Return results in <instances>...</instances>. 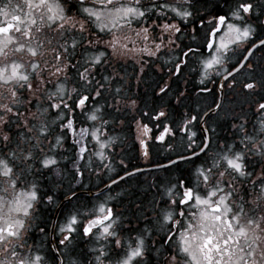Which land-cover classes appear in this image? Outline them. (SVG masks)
I'll use <instances>...</instances> for the list:
<instances>
[{
	"label": "snow or ice",
	"instance_id": "snow-or-ice-1",
	"mask_svg": "<svg viewBox=\"0 0 264 264\" xmlns=\"http://www.w3.org/2000/svg\"><path fill=\"white\" fill-rule=\"evenodd\" d=\"M197 2L23 0L22 4H14L13 0H0V89L8 94V102L0 103V264H46L47 257L41 254V248L29 246L26 236L22 235L33 230L36 204L46 199L51 205L55 199L53 194L40 196L36 177L53 171L57 176L61 175L60 160H69L66 155L69 152H74L70 162L74 169L72 178L78 185L85 178L86 171H95L98 178L104 170L114 172L111 165H103V168L98 165L93 169L91 165L81 164L86 155L89 158L94 155L103 163L105 149L115 147L112 137L101 140L104 133L100 131L108 124L102 112L107 103L100 105L98 102L104 97L110 81L109 76L104 74L105 51L96 50L94 54H89V47L94 44L89 39V47L83 49L80 60L75 64L56 66L54 73L59 75L69 67L75 69L80 88L74 87L69 91L63 83H57L54 91L41 96L40 88L33 83V78L40 79L46 70L41 69L37 59L42 55L39 50L43 46L39 34L45 27L56 30L61 36L69 31L74 37L78 33L81 39L73 38L70 45L65 41L61 45L63 54H56L58 61H70L83 44V33L89 28L95 29L98 35L111 31L121 21L129 27L135 22L139 25L137 35H142L145 41L151 40L156 52H159L166 38L170 45H175L176 39L184 35L182 27L191 22ZM25 7L27 11H24ZM77 16L81 18L78 29ZM200 19L203 24V18ZM209 23H215V27L202 45L207 49V56L200 48L186 46L187 51H183L185 59L176 63V71H181L190 53H199L205 76L214 68L226 73L221 75L219 70L216 72L223 81L221 91L229 79L234 84V74L245 67L253 73L249 77L253 82L245 83L244 89L254 93L258 86L264 88V66L249 63L255 51H264V2H242L230 9V14L213 15ZM157 30L160 32L159 42L154 35ZM241 45L245 46L239 54L242 59L237 57L236 63L231 64ZM156 52L150 54L156 55ZM25 57H28L27 61ZM257 69L261 73L259 80L255 79ZM40 83L47 82L40 79ZM200 83L204 84V79ZM165 91L166 87L160 88V93ZM201 91L209 89L205 85ZM90 100L93 107L86 112ZM34 103L36 112L31 111ZM221 106L217 103L203 115L185 116L178 129L164 122L168 113L163 110L150 117L157 121V142L167 144L166 137H175L177 130L182 134L183 150L177 151L168 144L167 150L175 158L170 155L166 163H157L155 168L166 170L188 165L184 170L188 174L186 177L178 179L175 184L163 186L162 199L163 196L168 199L164 201V207L154 209L157 223L167 229L164 243L172 248L168 264H264V167L258 174L254 169L250 170L253 157L257 158V162L259 158H264V102L257 104L260 119L253 124L251 132L247 131L246 122L233 124L232 134L237 139L231 143L224 139L218 144L221 137L215 127L209 126V119L213 112L218 113ZM77 109L89 122H80L79 128ZM52 114L54 118L49 120ZM143 127L145 134L151 131L148 124ZM193 127L197 130H192ZM90 144L98 146L95 152H90ZM140 144L146 148L143 139ZM143 155L147 157L148 152L145 150ZM122 171L123 175L119 172L114 177L109 175L106 190L110 191L112 186L123 183L142 170L129 172L125 166ZM28 177H33L31 182H28ZM250 195L253 196L251 200L247 199ZM64 199L71 203L79 199V193L70 186ZM110 199L112 197L85 211L77 207L68 211L62 221L56 222L58 231L54 226L52 232L62 238L58 244L52 241V252L55 254L51 264H64L61 259L63 250L69 249L81 233L82 239H94V246L84 253L88 264H149L147 255L150 249L146 243V239L150 238L149 230L138 234L134 244L131 240L126 241L121 236V217L107 205ZM85 217L86 223L83 222ZM40 232L44 234L45 229L40 228ZM71 264H84V261L73 260Z\"/></svg>",
	"mask_w": 264,
	"mask_h": 264
},
{
	"label": "flooded vegetation",
	"instance_id": "flooded-vegetation-1",
	"mask_svg": "<svg viewBox=\"0 0 264 264\" xmlns=\"http://www.w3.org/2000/svg\"><path fill=\"white\" fill-rule=\"evenodd\" d=\"M13 3L22 4L23 0H13ZM237 3L238 1L236 0H227V2H225V0H198L193 9L191 22L187 23L185 27H182V32H193V43L202 44L204 42L205 36L202 31L207 28V25L209 21L212 20L213 15L222 13L224 10L229 11L230 9H233L237 6ZM207 6L209 7L212 14L210 18L206 17ZM24 11H27L26 7L24 8ZM201 17L203 18V24H201ZM80 21L81 18L77 16V29L79 28ZM68 23L70 24L71 22ZM37 24H39V17H37ZM126 30L130 31L116 33L113 36H106L104 35V32H101L97 35L95 34V30L93 28H89L83 33V44L77 49V54H82L83 49L85 47H89V39H91L94 44L89 47V54H94L95 50H102L108 53H106L108 64L104 65V68L106 69L104 74L110 78L108 85H106V91L110 95L103 100H99L98 102L102 105H105V102L107 103V107H104L103 110L105 111L104 115H106L104 120H107L108 124L105 125L102 130L106 139L108 137H113L115 141V147L109 146L107 149H105L106 158L103 160V163H93L91 167L96 169L98 165L100 168H103V165H111L112 169H114V172L104 170L101 172L100 177L98 178L95 171L91 173L86 171L85 178L78 185L76 180H73L72 178L73 170L71 168H73V165L70 162L71 158L74 156V152H69L66 154L69 156V160H60L59 171L61 175L57 176L55 171L48 172L49 175L55 178L56 185L59 188L64 187L68 189L71 186L75 189H87L89 187H97V189H99L109 183V175L114 177L116 172H119L120 175H123L124 173L122 169L125 168V166L127 170L131 172L140 166L155 165L166 160L167 157H165L163 153L168 149V144H171L175 147V139L179 131H176L175 137H166L167 144L157 142L155 140V136L159 134V130L157 129V121L150 119V117L155 114L149 116L150 112H148V109L142 110L143 100L147 105H150V107L153 108L157 107L158 95L167 94L168 98L170 95V99L164 103L166 108L163 107L161 110L168 113V119L164 122L170 123V126L173 129H178L185 116L190 114L189 111L182 110L179 113L184 116L180 118L175 117L173 91L174 78L176 74L175 61L177 55L174 53V45H170L168 43V39L166 38L164 40V46L159 50V52H156L155 44L151 40L145 41L142 35H137V32L139 31L138 24L127 28ZM41 34L42 33H40L39 36ZM119 34L121 35L118 37ZM154 35L156 42H159V30H157ZM73 38L79 40L81 39V36L65 37L60 39L54 38V41L50 40L51 43H47L48 46L46 47V50L54 51L55 55L57 52L63 54V48L61 45H63L65 41H67L70 45ZM180 40L184 39L181 38ZM185 40L188 41L189 39L185 38ZM43 44H46V42H43ZM108 46H110L109 51L106 49ZM145 49H148V51H145ZM152 52H156V55H151L150 53ZM110 53H112L114 56L126 59L114 60ZM55 60L57 62V66L63 62V60L58 61L56 57ZM253 60L254 59L251 58L249 63L254 64ZM71 64H73L72 61ZM59 66H63V64ZM72 70L73 69L68 68L59 75L54 76L56 82L63 83L66 89L69 91H71V89L74 87L80 88L79 78L75 73L74 75H76L77 79L74 81ZM99 78L100 77L98 75L97 79ZM230 84H233L232 79H229V81L226 83V87L233 88L235 86V81L232 87H229ZM45 85L46 83L42 84L43 87H45ZM162 87H166L165 93H160V88ZM122 90L131 92L130 100H123V96L121 95L123 93ZM90 104L91 100L88 102V106ZM79 112L80 110L77 109V119ZM223 114L229 116L228 112ZM192 115L194 114H190L189 117ZM144 124H148L149 128L151 129L148 134H145L143 127ZM80 126L81 123L78 119L77 128ZM57 130L59 131L58 127ZM141 139L145 141L146 148L141 147ZM145 150L148 152L147 157L143 155ZM86 156L85 159L81 161V164L86 160ZM170 168L171 167L166 170L156 168L142 170L131 178H126L123 183L112 186V189L121 188V186H124L125 188H130L133 186L135 187L141 185L144 179L151 182V185L154 184L151 186V189H153L154 186L156 188V185H167L174 178V174L170 171ZM65 171H68L70 175L64 176ZM41 180V178L37 180V183H41ZM28 181H30V177H28ZM45 182L46 181H44L42 185H44ZM38 187L40 190L43 188L41 185ZM125 211L126 210H124V212L119 216L123 221V231L121 236L123 237L125 235L124 239L127 241L128 232L130 237H134L135 234L132 235L131 233L132 224L126 222H132L133 220L138 219L135 217L132 218L129 210H127L126 213ZM35 217L36 220L34 222L33 230L28 233H22V235L26 236L27 244L29 246H39L41 243V254L47 257L48 242L46 237L44 238V234L47 232L48 216L45 199H42L36 204ZM141 221H138V223ZM35 225H38V227ZM40 228L45 229L44 234H41ZM39 237H42V242H40L41 239H38ZM57 240L58 239L56 238L55 241ZM0 255H2V253H0Z\"/></svg>",
	"mask_w": 264,
	"mask_h": 264
},
{
	"label": "rangeland",
	"instance_id": "rangeland-1",
	"mask_svg": "<svg viewBox=\"0 0 264 264\" xmlns=\"http://www.w3.org/2000/svg\"><path fill=\"white\" fill-rule=\"evenodd\" d=\"M237 1L239 2V4H240V2H248V0H237ZM252 1H254V3L257 2V0H252ZM262 2H264V0H262ZM236 7H238V3H237ZM229 14H230V12H229ZM210 15H211L210 9L207 6V8H206V16L209 17ZM126 27H127V25L124 24L121 21L118 26L111 28V31H113L114 29L119 31V33L120 32L124 33L125 31H130V30H126L125 29ZM49 35H50V38L47 37ZM49 35L46 36V33H45L44 36H43V40L42 41L46 42V46H48L47 43L50 40L52 41V39H53L52 35H55V37H57L58 39H60L62 37H64V38L65 37H74L72 31H69L66 35H63V36H61V34L59 32H57V31L56 32L55 31L51 32ZM120 35L121 34H119L118 37ZM77 36H80V35L77 33L75 35V37H77ZM181 38L185 40V37L183 35H181L179 39H176V43H179V41H184V40H180ZM217 39H218V37H217ZM184 44L187 47H193V48H194V45L196 47L199 46V43H194V45H193L192 42L190 43L188 41L184 42ZM109 48H110V46L106 47V49L108 51H109ZM178 48L179 47L174 46V49H175L174 53H176L178 51ZM239 50L240 49L238 47L237 48V53L239 52ZM105 53H107V52H105ZM110 55L112 56V58L114 60H125L126 59V58H120L118 56H114V55H112V53H110ZM199 56H200L199 53H197L195 55L190 53V55L188 57V65L184 68V74L187 77H189V73H191L193 71V68L195 67V65L197 63H200L201 59H199V58L201 56L200 57ZM204 56H207V55H204ZM55 57H56L55 52L51 51V50L44 51L43 56L41 57L42 59L44 58V60L47 62V64H45V61L41 63L40 62V59H41L40 56L37 57V59L40 62L41 68L42 69H46V70H44V71H46V73H42V75L44 77L42 76L43 78L42 77L40 78L43 81L47 82L46 83V88L45 87L43 88V86L40 88V85H41V83H39L40 79H36L35 81H33L34 85L36 87L40 88V95L41 96H46L48 91H54L55 88H56V85H57L56 79L55 78H52V79L48 78L49 75H53L55 73L54 70H55V68L57 66V62L55 60ZM234 57L235 56H233L232 59H234ZM81 58H82V54H77L76 57L72 58L70 61L67 60V59H64L62 63L58 64V66L62 65V64L63 65L64 64H69V63L71 64V61L73 62V64H75L77 62V60H80ZM27 59H28V57H25V61H27ZM198 59H199V61H197ZM107 61H108V59L106 58L105 65L108 64ZM118 63H119V61H118ZM69 68H71V67H69ZM71 69H73V68H71ZM215 70L216 71H213V69L209 70V72L207 74V77L211 76V75H215L218 70L222 71V69H215ZM75 73H76V70L73 69L72 70V75H73L74 81H76V79H77L76 78L77 73H76V75H74ZM53 76H55V75H53ZM200 77H201V79L206 77L204 75L201 63H200ZM238 78L239 79L241 78L245 82L248 79V76L245 77V76L239 75ZM50 83H51V85H50ZM80 91L82 93L83 89L81 88ZM122 92L123 93L121 95L123 96V100L124 101L130 100L131 92L127 91V90H122ZM7 95L8 94H7V92L4 89H0V103L8 102L7 101ZM109 95L110 94L107 91H105L104 97L102 99H100V100L105 99ZM201 97H204V96H201ZM198 100H199L201 106H203L205 104L206 100H203V99H198ZM100 105H102V104H100ZM92 107H93V102L91 101V104L85 109V111L86 112L91 111ZM21 111H23V108H21ZM31 111L32 112H36L35 103L33 104L32 108H31ZM102 112H103V119H104L106 117V115H104L105 111L102 109ZM48 118H49V120H51L52 118H54V114L49 115ZM78 119H79V122H82L83 124L89 123L88 121L85 120V118L82 115H80V112H79V115H78ZM259 119H260V115L257 116L255 122L257 120H259ZM97 124H99V121L97 122ZM13 127H15V126H13ZM193 129H194V127L192 128V130ZM252 129H253V125L247 127V131H249V132H251ZM100 131L103 132L102 128L100 129ZM216 133H217V135L219 137H221V140L217 142L218 144L222 143L224 139H227L228 142L231 143V141H233V139H231V138H235L233 136V134L230 133L224 127H220L218 129H216ZM181 136L182 135H180L178 138L175 139V147L174 148L177 151H182L183 150V148L181 146L182 145ZM87 139H90V137H88ZM101 140H106V139L104 138V136H101ZM185 140H186V137H185ZM46 143H47V141H46ZM69 147H70V143H69ZM97 147L98 146H94V145L90 144V149H91L90 152H95L97 150ZM163 155L165 157H168L170 155L172 156L173 154L171 152H169L168 150H166V151H164ZM256 162H257V158H256ZM93 163L100 164L101 162L94 155L91 156L90 158H89V155H87L86 156V160L82 164L83 165H91L92 166ZM150 166H152V165H150ZM250 166H251V164H250ZM187 167H188V165H186V164L185 165H180L178 168L177 167H171L170 171L173 174H175V177L177 179H180V178H184V177H186L188 175L184 171ZM256 167L258 168V170H254V171H257L256 173L258 174L260 169H261V167H264V158H259V162H257ZM71 169L74 170L73 168H71ZM250 170H252L251 167H250ZM177 172H178V174H176ZM69 175H70V173L68 171H65L64 176H69ZM40 178L42 180H41V183H38V186H40V185L42 186V183L44 181H46V182L48 181V183L50 182V184H51V186H46V190H45V188H43L44 191H45L44 197H46L47 194H53L54 197H55L54 203L51 204V205H49L47 203L46 199H45V203H46V207H47V216H48L49 213L53 212L57 202L59 201V198H61L63 195H65L67 193L68 189H66L64 187L55 188L54 179H52L49 174H45L44 177H40ZM40 178L36 177V180H39ZM32 179L33 178L30 177V181H28V182H31ZM48 183H46V184H48ZM170 184H167V185H170ZM153 185H151V182H149L148 180L144 179L143 183H141V185H138V186H135V187L133 186V187H130V188H128V187L125 188L124 186H121V188L111 189L110 191L106 190V191L101 192L100 194L94 195V196L81 195V196H79L78 200H73L71 203H68L63 209H61L60 214H59V220L61 219V221H62L63 216L68 211H71V210H73V209H75L77 207L81 211L89 210V209H92L94 207V205L105 201L108 197H112V199L107 200V205L109 207H112L114 209V212L118 216L121 213H123L124 210H126L125 213L127 212V210H129V213H130L131 217L132 218L135 217V218L138 219V220H133L134 222L133 221L131 222V224H132L131 233H132V235L135 234V236L134 237H132V236L130 237L129 232H128L127 239L131 240V242H133V244H134L135 238L137 237L138 234L144 232L145 229L149 230L148 235H149L150 238L146 239V243H147V245H148V247L150 249V251L148 252V255H147V260H148L149 264H168V261L171 258L172 248H171L170 245H166L164 243V240L166 239V237L164 236V232H166L167 229L161 227V225L159 223H157V221H156L157 212L154 210V209L161 208V207L165 206L164 201H166L168 199V197L167 196H163V199H162V189H163V186L166 185V184H164L162 187H159V188L158 187L155 188V186H154L153 189H151V186H153ZM87 189L96 190L97 187H95V188L89 187ZM249 191H250V189H249ZM9 193H11V189L9 190ZM42 194H43V192H42ZM247 199L251 200V199H253V196L250 195V196L247 197ZM249 206H251V205H249ZM86 219H87V217L84 218V220H86ZM47 220H49L48 217H47ZM138 221H141V222L138 223ZM48 222L49 221H47V224H48ZM126 223H129V221L126 222ZM136 231H138V232H136ZM121 235H122V232H121ZM77 236H78V238H80L81 234L77 235ZM45 237H46V239H49L48 227H47L46 234H44V238ZM124 237H125V235L123 236V238ZM60 238H62V237H60ZM38 239H41L40 242H42V237L41 238L39 237ZM83 241L85 242V246L82 247L83 251L79 252L78 254H82L84 259L82 257H80V258L74 257L73 253L75 252V250H73V249L76 248L77 246L75 245V243H73L72 246L69 249L63 250L64 251V254H63L64 264H71V262L73 260H79V259H83V261H85V259H86V261L88 263V257L84 256V253H86L89 248L94 246V239L93 240H89V239L86 238V239H83ZM153 242H155V243L153 244ZM96 246H98V245H96ZM39 247L41 248V243H40ZM52 256L53 255L50 253V256H48L47 258L51 259ZM47 263L50 264L49 261H47Z\"/></svg>",
	"mask_w": 264,
	"mask_h": 264
},
{
	"label": "water",
	"instance_id": "water-1",
	"mask_svg": "<svg viewBox=\"0 0 264 264\" xmlns=\"http://www.w3.org/2000/svg\"><path fill=\"white\" fill-rule=\"evenodd\" d=\"M66 200L64 199L61 203H60V205L58 206V208L56 209V211H55V214L58 212V209L60 208V206L65 202Z\"/></svg>",
	"mask_w": 264,
	"mask_h": 264
},
{
	"label": "trees",
	"instance_id": "trees-1",
	"mask_svg": "<svg viewBox=\"0 0 264 264\" xmlns=\"http://www.w3.org/2000/svg\"><path fill=\"white\" fill-rule=\"evenodd\" d=\"M185 97V96H184ZM182 100V99H181Z\"/></svg>",
	"mask_w": 264,
	"mask_h": 264
}]
</instances>
